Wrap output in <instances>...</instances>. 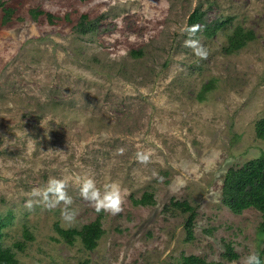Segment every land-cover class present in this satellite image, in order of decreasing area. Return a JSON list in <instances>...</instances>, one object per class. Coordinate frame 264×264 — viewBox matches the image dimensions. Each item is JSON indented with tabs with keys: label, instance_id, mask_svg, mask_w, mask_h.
Here are the masks:
<instances>
[{
	"label": "rangeland",
	"instance_id": "1",
	"mask_svg": "<svg viewBox=\"0 0 264 264\" xmlns=\"http://www.w3.org/2000/svg\"><path fill=\"white\" fill-rule=\"evenodd\" d=\"M3 1L12 12L0 7V220H9L3 243L21 264H182L189 256L242 264L252 251L261 256L262 213L234 214L222 193L231 168L264 154L255 131L264 118V0ZM197 8L206 25L224 24L211 37L197 27L203 59L185 47ZM237 27L255 39L229 54ZM149 150L151 161L139 163L136 153ZM85 174L98 187L126 189L119 214L97 213L80 196L75 177ZM64 176L78 212L71 224L63 204L49 209L31 196ZM145 194L153 203H138ZM173 200L196 210L191 240L189 214ZM98 218L104 234L93 251L55 230ZM228 246L238 259L226 256Z\"/></svg>",
	"mask_w": 264,
	"mask_h": 264
},
{
	"label": "trees",
	"instance_id": "2",
	"mask_svg": "<svg viewBox=\"0 0 264 264\" xmlns=\"http://www.w3.org/2000/svg\"><path fill=\"white\" fill-rule=\"evenodd\" d=\"M88 1V0H82ZM0 7L5 11V15L11 16L12 9L8 8L3 0H0ZM37 15L36 11L32 12ZM46 15L50 23L54 22V16L50 13L40 12L39 15ZM203 12L200 8H197L190 16L188 22V28L192 26L198 27L199 24L206 25L203 18ZM37 18V16H35ZM86 20V17H84ZM10 19V18H9ZM83 20V21H84ZM224 26L223 23H214L213 26L206 25L204 33L211 37L216 34ZM87 25L81 23L79 32L86 34ZM255 39L254 33L246 31L242 27H237L234 32L228 38V46L225 51L229 54H233L245 48L250 41ZM136 55L138 53H135ZM207 89L212 84L206 85ZM256 135L259 139L264 141V118L260 119L255 127ZM223 204H225L231 212L234 214H242L249 209H257L262 213L263 221L261 223V232L264 233V154L260 157L247 161L239 167L231 168L225 178L223 184ZM137 203V202H136ZM139 204L153 203V196L145 194L143 198L138 201ZM173 206L177 209L188 213L189 217L185 223V229L187 232V238H194V225L196 219V210L188 202H180L173 200ZM9 220H0V264H21L17 258L16 253L10 247H5L3 240L4 235L2 231L8 225ZM78 229H61L59 225H55V230L62 236L66 243L73 244L75 240L80 239L84 247L87 250H95L99 240L104 234L101 219L81 227ZM25 239L27 241L33 240V236L29 231H24ZM14 248L23 252L26 248L24 242H18L14 244ZM264 255V248L261 252V259L264 262L262 256ZM227 257L230 259H238V255L233 253L232 247L228 246ZM182 264H208L204 259L197 256L183 257Z\"/></svg>",
	"mask_w": 264,
	"mask_h": 264
},
{
	"label": "clouds",
	"instance_id": "3",
	"mask_svg": "<svg viewBox=\"0 0 264 264\" xmlns=\"http://www.w3.org/2000/svg\"><path fill=\"white\" fill-rule=\"evenodd\" d=\"M196 26L189 27L186 32L189 39L185 40V47L193 50L196 56L203 58L207 57V51L196 39ZM124 149L119 150V154H123ZM151 151H138L136 159L141 164H147L151 161ZM70 177L64 176L61 178L49 177L47 184L42 188H33L31 196L39 198L42 203L49 209H54L63 204L61 209V218L66 223H73L78 215V212L71 208L73 199L68 193ZM75 187L78 188L80 196L91 203L97 213L107 212L112 215H117L123 210V204L126 197V189L118 182L105 183L103 187H98L94 176L85 174L75 177ZM31 202H29V207ZM242 264H264L258 251L250 252L243 258Z\"/></svg>",
	"mask_w": 264,
	"mask_h": 264
}]
</instances>
